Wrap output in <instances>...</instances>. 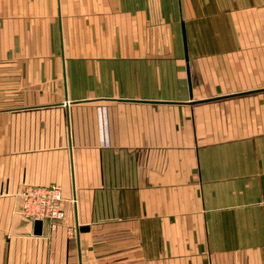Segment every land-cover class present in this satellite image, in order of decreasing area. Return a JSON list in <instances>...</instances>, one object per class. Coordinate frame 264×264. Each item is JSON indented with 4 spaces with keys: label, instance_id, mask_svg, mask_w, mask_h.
<instances>
[{
    "label": "crops",
    "instance_id": "crops-1",
    "mask_svg": "<svg viewBox=\"0 0 264 264\" xmlns=\"http://www.w3.org/2000/svg\"><path fill=\"white\" fill-rule=\"evenodd\" d=\"M0 264H264V0H0Z\"/></svg>",
    "mask_w": 264,
    "mask_h": 264
},
{
    "label": "built area",
    "instance_id": "built-area-1",
    "mask_svg": "<svg viewBox=\"0 0 264 264\" xmlns=\"http://www.w3.org/2000/svg\"><path fill=\"white\" fill-rule=\"evenodd\" d=\"M17 196L19 212L33 222L48 220L53 226L65 217L61 188L58 185H25Z\"/></svg>",
    "mask_w": 264,
    "mask_h": 264
},
{
    "label": "water",
    "instance_id": "water-1",
    "mask_svg": "<svg viewBox=\"0 0 264 264\" xmlns=\"http://www.w3.org/2000/svg\"><path fill=\"white\" fill-rule=\"evenodd\" d=\"M182 34H183V43H184V45H185V33H184V29H183V25H182ZM187 73H188V71H187ZM37 222H40V221H37ZM80 230L81 231H83V230H87V228L86 227H82V228H80Z\"/></svg>",
    "mask_w": 264,
    "mask_h": 264
}]
</instances>
